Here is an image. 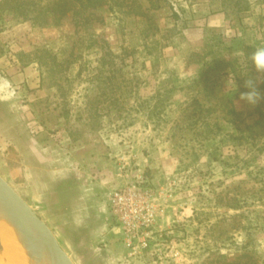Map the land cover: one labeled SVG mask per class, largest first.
Listing matches in <instances>:
<instances>
[{
	"label": "rangeland",
	"instance_id": "rangeland-1",
	"mask_svg": "<svg viewBox=\"0 0 264 264\" xmlns=\"http://www.w3.org/2000/svg\"><path fill=\"white\" fill-rule=\"evenodd\" d=\"M133 9L47 27L4 15L0 174L26 201V158L39 149L51 152L48 174L109 177L96 214L106 225L108 195L132 163L151 185L174 187L157 264L263 260L264 101L240 93L254 71L248 57L264 45V0H136ZM67 231L55 235L75 264H122L118 230L93 244Z\"/></svg>",
	"mask_w": 264,
	"mask_h": 264
},
{
	"label": "crops",
	"instance_id": "crops-1",
	"mask_svg": "<svg viewBox=\"0 0 264 264\" xmlns=\"http://www.w3.org/2000/svg\"><path fill=\"white\" fill-rule=\"evenodd\" d=\"M12 79L15 84L24 80V77L14 74ZM1 108L2 84L0 79V127L5 121V118H3L4 112ZM49 157H51V152H46L43 149L27 154V179L29 186H31V199H27V202L36 210L41 211L42 218L49 223L58 236H66L68 232H71L67 231V228H70L74 231V234L83 236L82 239L89 244L97 242L100 238L109 239L112 231L115 232L116 229L109 225L108 216L107 223L104 225L97 220L98 215L96 214L103 211L98 195L103 188L108 189L112 179L107 177L104 184L101 181L83 183L64 179L66 173L62 176L61 174H48L46 173V167H48ZM39 171L42 172L41 176ZM35 172L38 173L35 174ZM131 173L127 176L129 179L133 176V173ZM35 176H38L36 182ZM158 179L159 175L157 174L153 179L154 184L158 182ZM125 182L126 178L118 180V184ZM27 195L30 196V191L27 192ZM104 210H107V201ZM116 232L119 233V231ZM107 233L109 234L107 235ZM123 250L125 251L124 248ZM7 253L5 247L0 248V264H11V259L8 258ZM123 255L125 257L126 254ZM123 260L124 258H122ZM25 262L27 264V261Z\"/></svg>",
	"mask_w": 264,
	"mask_h": 264
},
{
	"label": "built area",
	"instance_id": "built-area-1",
	"mask_svg": "<svg viewBox=\"0 0 264 264\" xmlns=\"http://www.w3.org/2000/svg\"><path fill=\"white\" fill-rule=\"evenodd\" d=\"M124 164L123 169L134 174L126 185L110 192L107 199L109 225L119 231L126 250L122 264H150L151 257L156 258V264L163 263L162 247L172 231L163 229L161 224L174 197L173 184L151 185L144 172L134 170L132 163Z\"/></svg>",
	"mask_w": 264,
	"mask_h": 264
},
{
	"label": "water",
	"instance_id": "water-1",
	"mask_svg": "<svg viewBox=\"0 0 264 264\" xmlns=\"http://www.w3.org/2000/svg\"><path fill=\"white\" fill-rule=\"evenodd\" d=\"M0 219L13 227L28 264H75L52 228L1 174Z\"/></svg>",
	"mask_w": 264,
	"mask_h": 264
},
{
	"label": "trees",
	"instance_id": "trees-1",
	"mask_svg": "<svg viewBox=\"0 0 264 264\" xmlns=\"http://www.w3.org/2000/svg\"><path fill=\"white\" fill-rule=\"evenodd\" d=\"M135 2L136 0H0V20L6 13H9L17 19L30 21L40 27H47L60 25L65 18H81L87 11L102 9L103 7L121 14L132 13L135 11L133 9ZM127 7H129L128 10ZM260 125L262 126V122L257 120L253 125L247 127L254 130ZM231 137L237 140L241 139L240 136L232 135ZM244 256L248 257L247 254ZM254 258L252 264H264V259Z\"/></svg>",
	"mask_w": 264,
	"mask_h": 264
},
{
	"label": "clouds",
	"instance_id": "clouds-1",
	"mask_svg": "<svg viewBox=\"0 0 264 264\" xmlns=\"http://www.w3.org/2000/svg\"><path fill=\"white\" fill-rule=\"evenodd\" d=\"M253 73H245L243 87L246 91L240 93V100L246 101L250 105H256L264 101V91L261 85L264 84V45L257 46L249 55Z\"/></svg>",
	"mask_w": 264,
	"mask_h": 264
},
{
	"label": "bare ground",
	"instance_id": "bare-ground-1",
	"mask_svg": "<svg viewBox=\"0 0 264 264\" xmlns=\"http://www.w3.org/2000/svg\"><path fill=\"white\" fill-rule=\"evenodd\" d=\"M0 237L3 246L8 252L7 256L11 259V264H26L24 249L19 243L13 227L2 219H0ZM15 250H17L19 254L14 253L13 251Z\"/></svg>",
	"mask_w": 264,
	"mask_h": 264
}]
</instances>
